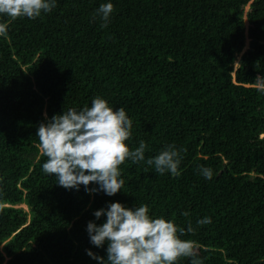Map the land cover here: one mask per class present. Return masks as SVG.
<instances>
[{"label": "trees", "instance_id": "16d2710c", "mask_svg": "<svg viewBox=\"0 0 264 264\" xmlns=\"http://www.w3.org/2000/svg\"><path fill=\"white\" fill-rule=\"evenodd\" d=\"M108 2L101 27L93 15ZM0 22V264H99L87 252L106 259L107 243L94 246L87 225L106 222L94 212L115 202L146 204L185 231L190 220L195 232L181 238L202 264H264V0H57L35 20ZM97 96L125 109L127 143L144 141L146 159L185 149L181 174L129 160L108 196L44 173L39 125Z\"/></svg>", "mask_w": 264, "mask_h": 264}, {"label": "clouds", "instance_id": "9594fccd", "mask_svg": "<svg viewBox=\"0 0 264 264\" xmlns=\"http://www.w3.org/2000/svg\"><path fill=\"white\" fill-rule=\"evenodd\" d=\"M56 7L57 0H0V15L11 20L24 17L35 20ZM113 12V3L101 4L93 19L99 18L101 27H107ZM7 32L8 24L0 22V36H6ZM255 83L257 91L264 93V78L257 77ZM132 129L133 121L125 109L114 110L99 96L93 99L90 107L56 114L41 123L37 132L38 148L41 155L47 157L42 165L43 172L54 175L56 183L65 189L79 190L83 185L89 194L103 191L108 196H115L122 190L121 165L129 160L133 164L153 167L161 175L170 173L177 177L181 174V152L185 149L169 145L154 158L146 159L148 145L144 141L134 150L127 143ZM198 172L205 179L213 177L210 167L201 165ZM92 184L98 187H89ZM183 215L190 214L184 212ZM94 216L97 220L106 216V222L100 225L93 221L87 225L94 246L103 248L107 243L106 259L90 250L87 252L99 264H179L183 259H189L190 264H202L196 242L181 238L188 233L194 234L190 220L185 231L163 217L153 218L146 204L129 208L119 202L95 211ZM211 222V217H204L197 224Z\"/></svg>", "mask_w": 264, "mask_h": 264}, {"label": "rangeland", "instance_id": "374dc122", "mask_svg": "<svg viewBox=\"0 0 264 264\" xmlns=\"http://www.w3.org/2000/svg\"><path fill=\"white\" fill-rule=\"evenodd\" d=\"M247 9H248V8H246V10H245L246 12H247ZM247 46H248V43L246 42L245 49L247 48ZM245 49H244V50H245ZM244 50H243V51H244ZM239 57H240V55L238 56L237 60L235 61V66L238 65ZM18 207H21V208H23V209L26 210V211H30V210H29V209H30V206H29L27 203H22L21 205L19 204ZM28 218H30V214H28Z\"/></svg>", "mask_w": 264, "mask_h": 264}]
</instances>
